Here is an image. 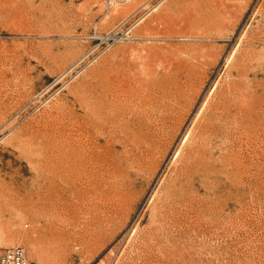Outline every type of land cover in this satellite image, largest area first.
<instances>
[{"label": "rangeland", "instance_id": "1", "mask_svg": "<svg viewBox=\"0 0 264 264\" xmlns=\"http://www.w3.org/2000/svg\"><path fill=\"white\" fill-rule=\"evenodd\" d=\"M115 1L0 0V250L21 245L40 264H264V0ZM105 74L155 80L173 130L147 162L118 142L116 168L86 169L55 195L73 203L56 221L61 234L33 205L36 150L49 142L32 139L38 124L58 125V105L88 115ZM200 123L221 132L204 144L207 170L179 178L180 195L164 202L181 171L177 149L208 139ZM69 229L77 241L59 244Z\"/></svg>", "mask_w": 264, "mask_h": 264}, {"label": "bare ground", "instance_id": "2", "mask_svg": "<svg viewBox=\"0 0 264 264\" xmlns=\"http://www.w3.org/2000/svg\"><path fill=\"white\" fill-rule=\"evenodd\" d=\"M114 1L115 0H111L110 3L114 2ZM118 2H119V0H118ZM67 43H68V41H67ZM58 54L59 53L55 54L54 51L52 52L51 50L46 53L48 59H54L57 57ZM248 54H246V55L248 56ZM44 62H45V60H44ZM18 74H20V73H18ZM145 74H148V73L145 72ZM150 76H152V75H150ZM153 76L155 77V75H153ZM22 77L23 78L19 81V82H21V84H25V81L32 79L28 73L24 74V76H22ZM116 77L117 78L111 79L110 76H108L106 74L100 76V78H99V80H100L99 81V97H98L99 101L97 100L99 103L95 102L98 105H96L91 99H89L91 102L89 101L90 105H89L88 109L91 110V112H90L91 116L89 115L90 114L89 111L88 112L86 111V113H88L89 116L87 114H85L86 116L83 114L84 116L81 117L78 114L76 108L71 106V104H72L71 102H70L71 104L68 102L65 104L63 103V104H61L63 106L58 105V107H59L58 115L55 117V120H57L58 125L56 127L54 126L53 128H51L49 125L48 126L46 125L47 126L46 127L45 124L44 125L38 124L39 127L36 130L38 133L36 132L37 135H35V139H32L33 141H36L38 143V145L48 143V142L50 143V146L48 147L49 149L46 147L49 143L47 145L44 144L45 146L41 145L40 148L36 144L38 149L37 150L35 149V150L37 152V155H39V156L35 155L38 158L37 164L36 163L35 164L37 165L39 170L37 169V172H38V176H37L38 188H37L35 194L38 197V199L33 202V205H34V207L38 206V205H42V207H40V209H38V210L41 211L43 214H45L49 224L55 226V228L58 229V231L60 233H61L63 228L57 227L56 221L61 219L65 214H68L70 210H73V209H71V208H73V203H70L66 199H64L63 206H62V204L56 205L55 202L52 201L53 198H56L55 195H60L61 191L69 192L71 190V186H70L71 181L83 179L89 173L88 171H86V169L88 170L89 168H99V175L101 176L103 171L110 169L111 166L115 165L116 161H117L116 158H118L117 157V149L115 147L118 144V142L123 144V147H124L123 152L124 153L123 152H121V153L125 154L124 155L125 157H127L128 159H132L133 157H138V160L143 161V159H144L147 162V160L152 159V154H153L154 149L157 148L158 146L160 147L159 143H160L162 136L164 134L169 135L172 133L171 131L173 130V128H171L172 130L170 129L171 124H170L169 128H166V125H167L166 124L167 123L166 117L169 116L170 114H171L170 115V117H171L172 116V110H175V109L171 108V110H169V108H166V107L164 109H162V108L160 109V107H158L159 104L157 102V92H156L157 85H156L155 80L148 78V76L144 77L142 75L141 77H136V78L130 79V81L128 83H124L123 79H122L123 77H118V76H116ZM17 78H18V76H17ZM157 79H159V77ZM18 80L16 82H18ZM164 80H166V79H164ZM164 80H163V82H164ZM157 81L159 82V80H157ZM166 81H169V80H166ZM163 82H161L162 85H163ZM172 82H173V80H172ZM175 84H176V82H175ZM177 84H179V85H177ZM177 84L176 85L178 87L181 86L179 81ZM19 85H20V83H19ZM159 85H161V84H159ZM165 85H167V84H165ZM165 85H163V88H165L164 87ZM150 86H152V87L149 89L148 87H150ZM174 86H173V89L178 88V87H176V86L174 87ZM169 87H170V85H169ZM171 87H170V89H171ZM82 89H83L82 92L84 93L86 90L84 88H82ZM169 90H168V94H169ZM179 90H181V89H179ZM164 91H166V89ZM176 91L178 93L177 89H176ZM162 92H163V90H162ZM179 92L181 95V91H179ZM78 93L79 92L76 93V88H75V94L74 95L76 96V94H78ZM80 93H81V90H80ZM87 93L88 92L86 91V94H85L86 96L90 95L91 92L89 94H87ZM163 94H165V93H163ZM80 95H82V97H84L83 94H80ZM172 95L175 96L176 94H172ZM172 95H170V96H172ZM96 96H95V98H96ZM166 96L168 97V95H166ZM88 97L90 98V96H88ZM162 97H163V95H162ZM175 97H177V95ZM84 98H80V99L83 100ZM163 98H161V99H163ZM158 99H160V98H158ZM77 100H79V98ZM84 101H87V100L85 99ZM79 102H80V100H79ZM89 102H85L86 105H88ZM162 103H163V101H162ZM83 104L81 103V106ZM72 105H74V104H72ZM174 108H175V106H174ZM218 108L219 107H217L216 110H218ZM216 110H215V112H216ZM174 113H175V111H174ZM49 114H51V113H49ZM197 118H198V116H197ZM51 120H53V119H51ZM85 120H90V121L84 122ZM135 120H136V122H135ZM152 121L156 125H154ZM197 122H199V121H197ZM199 125L200 126L198 128V131L200 132L201 135L208 136V139H205V136H201L200 137V138H202L201 140H199V141L195 140V138L193 136L195 133H198V132H195L194 134H192L194 131H192V133H191V131H190L191 128L188 130L189 133H187V135H186L187 137L185 136L186 141L189 142L188 145H191L190 144V143H192L191 140L194 139L196 141V142L194 141L195 144H193V146L195 145V148L192 147V149H190L191 148L190 147L187 150H184V148L186 149V147H184V145L187 144V143L185 144V142H184V144L182 142V144H183L182 146L179 145L180 147L177 149L176 157L181 156V161H182V162L180 161L181 168H177V169H180L181 171L179 170L180 173L177 174L178 177L173 179L170 182V184L168 185V187L164 193V196H162V197L159 196L160 199H163L164 202L165 201H167V202L172 201V200L176 199L175 197L180 195V193L177 191L178 181L180 182L179 178L183 177V179H186V180L190 179L191 180L197 174H199V172L202 173V172L207 170V163L205 161V156H207V153H209V152H207L206 149H203V148H205L204 144H205V142H207L209 144V142L213 141L214 137L216 135H218V133L220 132V131H218L220 126L218 128H216V124H213V123H211V124L206 123L205 125L200 123ZM51 126H52V124H51ZM193 126H196V125H193ZM175 128H177V127H175ZM224 131H226V130H224ZM33 134L34 133H32L31 135H33ZM20 137H22V136H20ZM26 137H27V135H26ZM164 137H166V136H164ZM16 139H18V138H16ZM16 139H15V141H16ZM28 139H29V137H28ZM19 141L20 140L18 139V141H17L18 144H19ZM103 141H104V143H103ZM22 142L24 143V141H22ZM30 142H32V141H30ZM25 143H24V145H25ZM28 145H31V144H28ZM212 145H213V143H212ZM30 148H28V149H30ZM122 158H124V157H122ZM135 159H133V161ZM125 161H128V160H125ZM136 161H137V159H136ZM135 162H132V163H134V165H135ZM125 164H126V162H125ZM122 165L123 164L121 163L120 166H122ZM152 165L157 168V166L159 165V160L154 162V164H152ZM130 166H131V164H130ZM114 168H116V167H114ZM124 182H125V180H124ZM61 183H63L64 186L63 185L61 186ZM117 183H118V180H117ZM189 183H191V182H189ZM157 194L158 193H156V195ZM32 195H34V194H32ZM185 201L187 203L186 198H185ZM180 204H182V206H183V203H180ZM189 204H190V201H189ZM171 205H173V203ZM29 206H31V205H29ZM178 207H181V205H179ZM177 209H179V208H177ZM159 210H160V208H159ZM168 210H169V208H168ZM161 213H162V211H161ZM37 221L41 222V218L37 219ZM34 222H35V220H34ZM64 234L66 236L61 237L60 241L58 242L59 244L62 243L63 245L64 244L68 245L71 241H74V242L77 241V239L73 238V232L70 229L66 230L64 232ZM84 240L80 241V243H84ZM80 243H78V244H80ZM34 252L37 254L39 253L38 249H35Z\"/></svg>", "mask_w": 264, "mask_h": 264}, {"label": "built area", "instance_id": "3", "mask_svg": "<svg viewBox=\"0 0 264 264\" xmlns=\"http://www.w3.org/2000/svg\"><path fill=\"white\" fill-rule=\"evenodd\" d=\"M0 264H40L29 258L26 249L21 246H11L0 250Z\"/></svg>", "mask_w": 264, "mask_h": 264}]
</instances>
